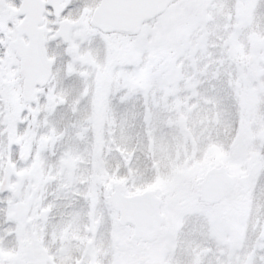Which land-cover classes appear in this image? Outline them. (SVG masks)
I'll return each instance as SVG.
<instances>
[{"label": "snow or ice", "instance_id": "6c2138e0", "mask_svg": "<svg viewBox=\"0 0 264 264\" xmlns=\"http://www.w3.org/2000/svg\"><path fill=\"white\" fill-rule=\"evenodd\" d=\"M0 264H264V0H0Z\"/></svg>", "mask_w": 264, "mask_h": 264}]
</instances>
